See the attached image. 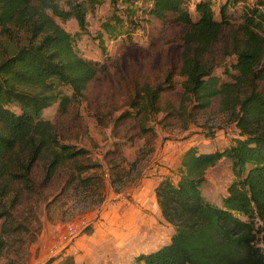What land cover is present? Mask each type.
<instances>
[{
  "label": "trees",
  "instance_id": "16d2710c",
  "mask_svg": "<svg viewBox=\"0 0 264 264\" xmlns=\"http://www.w3.org/2000/svg\"><path fill=\"white\" fill-rule=\"evenodd\" d=\"M109 1L112 10L93 36L103 53L105 39H131L143 20L181 26L183 90L201 107L219 94L231 96L225 110L239 130L221 151L190 146L182 153L177 181L165 177L155 187L160 215L173 233L128 264H264V91L256 83L264 78V0ZM238 2L243 3L241 21L235 23L229 9ZM101 4L0 0V29L15 22L26 31L25 40L0 59V218L9 216L6 207H12L6 201L8 184L17 181L32 189L31 171L41 155H46L44 179L50 180L58 167L86 152L61 142L43 111L57 103L59 112L67 113L102 70L77 47L90 34L87 17ZM56 19H73L77 31H66ZM215 51L221 60L233 57L228 66ZM219 66L230 81L213 74ZM224 157L232 180L218 205L203 195L202 185L205 170ZM54 261L50 257L43 264H75L71 256Z\"/></svg>",
  "mask_w": 264,
  "mask_h": 264
},
{
  "label": "rangeland",
  "instance_id": "374dc122",
  "mask_svg": "<svg viewBox=\"0 0 264 264\" xmlns=\"http://www.w3.org/2000/svg\"><path fill=\"white\" fill-rule=\"evenodd\" d=\"M242 4L229 9L232 22L241 21ZM111 10L110 1L102 0L87 17L90 34L77 43L80 55L98 61L102 70L67 113L57 103L43 111L61 142L86 152L58 167L50 180L44 179L43 154L31 171L32 189L8 184L12 207L0 218V264H43L68 256L75 264H128L173 233L160 215L155 187L165 177L177 181L182 153L190 146L221 151L239 136L225 110L231 96L219 94L201 107L183 90L181 26L143 20L131 39H105L104 54L93 36ZM56 22L71 33L78 29L73 19ZM22 25L0 29V59L25 40ZM215 56L225 66L233 59L221 60L220 51ZM213 74L230 81L223 66ZM256 83L264 91V78ZM204 178L203 195L219 205L232 180L230 161L221 158Z\"/></svg>",
  "mask_w": 264,
  "mask_h": 264
}]
</instances>
